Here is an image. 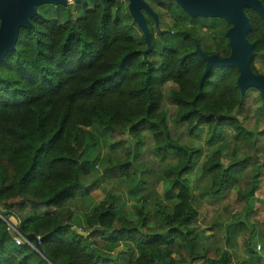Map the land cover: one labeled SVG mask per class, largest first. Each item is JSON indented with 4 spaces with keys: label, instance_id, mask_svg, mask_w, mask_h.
Listing matches in <instances>:
<instances>
[{
    "label": "trees",
    "instance_id": "obj_1",
    "mask_svg": "<svg viewBox=\"0 0 264 264\" xmlns=\"http://www.w3.org/2000/svg\"><path fill=\"white\" fill-rule=\"evenodd\" d=\"M154 1L168 10L172 26L157 38L146 16V53L144 37L132 36L135 27L126 22L123 6L96 0L82 17L63 22L37 12L33 28L20 29L15 50L0 63V264H264V248L260 253L255 247L258 235L263 246L264 239L255 224L238 220L206 235L196 223L202 200H215L235 186L245 216L264 213L260 197L253 210L264 164L252 161L246 168L256 140L235 114L249 90L240 94L235 67L211 68L200 86L205 61L195 41L208 54L227 56L229 24L190 17L174 1ZM245 13L251 25L247 39L259 55L264 19L250 8ZM251 68L258 74L253 59ZM168 82L175 87L165 95ZM165 104L175 107L173 124L189 136L205 127L209 148L200 163L201 148L172 134ZM94 125L116 136L113 145L123 152L115 162L102 155ZM227 133L232 142H242L229 164L223 161L227 143L220 144ZM148 143L156 168L141 161ZM245 147L250 151L239 158L235 153ZM105 160L111 189L88 207L89 186L81 178ZM152 180L164 184L166 200L155 196L154 211L140 204L130 213L121 185L140 192L137 200L144 201L155 188ZM31 234L40 238L44 256L35 240L15 243L16 236ZM237 236L242 254L230 251ZM120 244L127 252L116 257L112 252Z\"/></svg>",
    "mask_w": 264,
    "mask_h": 264
},
{
    "label": "rangeland",
    "instance_id": "obj_2",
    "mask_svg": "<svg viewBox=\"0 0 264 264\" xmlns=\"http://www.w3.org/2000/svg\"><path fill=\"white\" fill-rule=\"evenodd\" d=\"M150 7L155 11L157 14V21L153 19V25L155 30V36L157 38H161L163 32L170 31L172 26V21L169 18L168 10L166 8H161L159 3L155 4L154 0H145ZM172 0H163L166 4H170ZM96 3V0H81L80 2H76L72 0L71 3H67L66 5L63 4H43L36 7L38 13H42L46 17H54L59 22H63L68 18L76 19L78 17H82L85 13L84 7H88V9H92ZM128 0H115V4L117 7L123 6V12L125 13L126 22L129 26L135 27V32L132 34L134 38H139L143 36L142 32L138 29L137 25L133 22L132 17L130 16L128 9L125 11V7L127 8ZM154 4L157 5L158 9L161 11V16L158 10L154 8ZM68 5V6H67ZM58 8V9H57ZM55 9V11H53ZM128 12V13H127ZM160 16V17H159ZM160 19V21H159ZM202 32H206L205 30ZM161 44L165 46L164 39L161 40ZM161 45V47H162ZM211 44L208 43L205 46L209 47ZM173 46V45H172ZM200 47V46H199ZM202 47V46H201ZM200 49L202 50V48ZM214 50V47H212ZM203 51V50H202ZM205 52V51H203ZM206 53V52H205ZM208 54V53H207ZM216 54V53H211ZM154 60H157L159 63L158 55L154 56ZM253 65L258 71V74L264 75V52L260 53L259 55H254L253 57ZM175 85L168 82L163 86V93L167 95L171 89H173ZM248 96L242 101L240 107L235 110V114L239 119L242 121L246 129L252 132L254 139L256 140L255 145L253 146V154L251 155L254 158H250V160L245 164L246 168H250V164L252 161H257L261 166L264 164V101H261L259 98L261 97L259 89L255 87H250ZM263 100V99H262ZM165 108L168 113L169 118V125L171 127V132L174 136H179L181 142L192 146V147H200L202 152L197 156L196 163H200L203 157L208 153V148L205 143V127H200L193 136H189L185 129L181 126H175L173 124V118L175 116L176 109L173 106L165 104ZM92 132L95 134L98 145L101 148V152L103 156H108L109 161L115 162V157L122 154L123 149L119 147H115L113 143L116 141V136L110 133L109 131H103L97 125H94L91 128ZM130 140L129 136H127ZM234 139L233 134L227 133L224 138L221 140L220 144L226 145V150L223 156V161L225 164H229L230 159L232 158V154L234 152V146L238 144V146H242V142H232ZM149 143L148 145L143 146L142 148V162L150 163L154 168L158 166L157 162L155 161V154L149 150ZM250 150L245 147L242 150L237 151L235 154L242 158L245 156V152H249ZM250 156V155H249ZM108 160L104 161V164H99L97 166V171L93 172L89 176H82L81 181L83 184L89 186V195L88 207L95 201H99L103 198L104 194L111 189V183L108 182V178L104 172V166H108ZM262 168V167H261ZM263 169V168H262ZM154 172V178L158 175V171ZM239 171V172H238ZM236 175L238 177V173L241 174V170H238ZM249 174V173H248ZM248 176V175H247ZM260 181H263L264 175H260ZM190 182L192 185V192L196 194V181L194 178H190ZM152 184L155 188H151L149 192L150 195H145L144 201L143 199L137 200V197L140 192L134 190L133 192H129L122 184V190L119 191L122 200L126 203V209L132 213L135 206H140V204H144L147 210L154 211V204L152 200L155 196L160 198V202H164L166 197L163 196L164 191V184L162 182L155 183L152 180ZM248 185V183H246ZM262 187L258 188L254 195V207L253 210L256 211L257 209V200L260 197L264 199V182L261 183ZM260 186V184H259ZM240 186H235L232 189L226 191L222 197H219L215 200L205 199L202 200V203L199 207V216L197 218V225L204 230V234L208 235L212 233L211 230H223L225 231V225L230 223H236L238 220L246 221L247 223L255 224L258 230L262 231V237L264 239V222H256V220L263 219L264 220V213L261 212L256 215L255 217L252 214H248L245 216L246 211V204L243 207L237 202V190ZM87 197H85L86 203ZM84 206V209L88 208ZM158 208V207H157ZM155 208V209H157ZM259 232V231H258ZM260 233V232H259ZM258 239L255 243L256 250L260 253L263 252V243L261 241L260 235H258ZM223 243L226 242L225 240L222 241ZM243 241L240 237H236L234 240V246L230 248V251L233 249L237 251L239 254L243 252ZM229 250V249H228ZM127 252V247L125 244H120L112 254L116 257H119L120 253ZM243 256H239L242 258ZM260 262L264 263V258H261ZM232 264H235L234 260H232Z\"/></svg>",
    "mask_w": 264,
    "mask_h": 264
},
{
    "label": "water",
    "instance_id": "obj_3",
    "mask_svg": "<svg viewBox=\"0 0 264 264\" xmlns=\"http://www.w3.org/2000/svg\"><path fill=\"white\" fill-rule=\"evenodd\" d=\"M80 2L81 0H75ZM101 2L105 0H99ZM183 12L190 17L219 18L229 24L225 33L230 53L227 56L207 54L203 52L195 41V51L205 61V69L200 86L211 68L235 67L238 70L236 83L243 96L250 87L259 89L264 101V75L256 74L251 68V61L255 55L254 44L247 39L250 30V20L245 13L246 8L254 10L264 19V5L261 0H173ZM43 4H63L65 0H0V63L6 55L15 50L21 28H33L31 19L37 14L36 7ZM127 9L133 22L142 32L147 48L151 49L150 31L146 24L144 13L157 21V15L145 0H128ZM133 146V143H132ZM78 233L85 234L73 227ZM35 240L34 235L27 236ZM37 244L42 256L43 250Z\"/></svg>",
    "mask_w": 264,
    "mask_h": 264
},
{
    "label": "built area",
    "instance_id": "obj_4",
    "mask_svg": "<svg viewBox=\"0 0 264 264\" xmlns=\"http://www.w3.org/2000/svg\"><path fill=\"white\" fill-rule=\"evenodd\" d=\"M65 1H66L67 3H71L72 0H65ZM35 239H36V242L39 244V240H40V238H39V237H36ZM15 243H16L17 245H21V244H23V243H27V244L31 245L32 240L29 239L28 237H24V236L18 235V236L15 237ZM34 246H35V245H34Z\"/></svg>",
    "mask_w": 264,
    "mask_h": 264
},
{
    "label": "flooded vegetation",
    "instance_id": "obj_5",
    "mask_svg": "<svg viewBox=\"0 0 264 264\" xmlns=\"http://www.w3.org/2000/svg\"><path fill=\"white\" fill-rule=\"evenodd\" d=\"M166 1V0H165ZM155 2V4L157 3L158 4V2H156V1H154ZM171 2H173V0L171 1ZM154 4V8L156 9V10H159L158 9V7H157V5H155ZM150 5V4H149ZM162 8H164V7H162ZM152 9V8H151ZM153 10V9H152ZM154 11V10H153ZM155 12V11H154ZM156 14V13H155ZM144 15H145V19H146V16L148 15V14H146V13H144ZM157 15V14H156ZM168 15H169V18H170V20L172 21V18H171V16H170V14L168 13ZM148 16H150V15H148ZM159 21H160V19H159Z\"/></svg>",
    "mask_w": 264,
    "mask_h": 264
}]
</instances>
